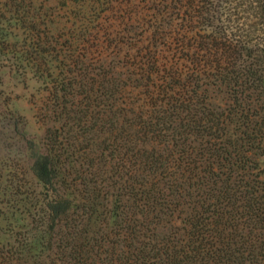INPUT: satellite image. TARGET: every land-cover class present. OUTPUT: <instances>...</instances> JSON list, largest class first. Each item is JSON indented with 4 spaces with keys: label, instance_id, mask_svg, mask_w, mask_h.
Masks as SVG:
<instances>
[{
    "label": "trees",
    "instance_id": "trees-1",
    "mask_svg": "<svg viewBox=\"0 0 264 264\" xmlns=\"http://www.w3.org/2000/svg\"><path fill=\"white\" fill-rule=\"evenodd\" d=\"M117 1L0 0V54L50 86L0 264H264V0H148L139 61L97 38Z\"/></svg>",
    "mask_w": 264,
    "mask_h": 264
},
{
    "label": "rangeland",
    "instance_id": "rangeland-1",
    "mask_svg": "<svg viewBox=\"0 0 264 264\" xmlns=\"http://www.w3.org/2000/svg\"><path fill=\"white\" fill-rule=\"evenodd\" d=\"M62 1L56 0L55 5L64 6ZM57 13L66 16L63 8ZM152 13L148 0H118L112 11L104 12V28L97 38L105 46V37L112 34L125 47L122 53H131L139 61L142 55L156 49L149 38ZM13 23L4 17L0 20V32L14 31ZM18 32L12 39L21 42L25 34L23 29ZM160 40L158 49L165 42ZM118 50L105 48L104 52L112 57ZM161 51L166 59L169 53ZM10 55L0 54V244L13 238L21 230L20 225L30 221L36 201L42 196L43 190L31 171V155L36 143L45 137L50 97L47 82L25 62H18V56L12 54L9 58ZM130 65L134 66L133 60Z\"/></svg>",
    "mask_w": 264,
    "mask_h": 264
}]
</instances>
